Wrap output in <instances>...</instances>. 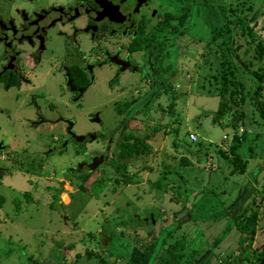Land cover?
<instances>
[{"label":"rangeland","instance_id":"1","mask_svg":"<svg viewBox=\"0 0 264 264\" xmlns=\"http://www.w3.org/2000/svg\"><path fill=\"white\" fill-rule=\"evenodd\" d=\"M211 1H214L213 5L231 1L233 8L238 2L241 7L251 5V22L257 19L259 26H264V0ZM188 6L192 9L190 18L183 17L179 21L182 23L187 19L182 33L176 34L166 28L157 33L162 39L157 45L159 54L170 56L165 58L167 65L162 60V77L170 78L173 71L180 72L172 81L180 95L175 102L169 93H156L147 79L129 89L128 86H115V83L111 90L117 92L108 93L110 89L104 86L107 76L104 79L102 73L79 100L80 108L76 107L78 100H68L67 94L56 95L52 82L47 83L48 92L36 96L39 104L49 98L56 105L58 111L55 109L54 113L45 109L47 107L42 108L46 117L59 119L62 116L73 121L76 132L88 130L103 135L87 142L90 154L95 150L103 151L106 160L94 171L84 169L89 175L84 183L76 170L69 168L75 167L80 160H87L89 155L82 152L83 149L80 154L75 153L77 147L62 148L64 145L59 144V140L65 136V124L46 122L39 129L32 127L29 119L36 114L31 99L24 96L26 91L5 90L1 84L4 82H0V166L4 169L0 179V198L3 200L0 203V264H220L222 257L216 259L213 251L237 248L239 236L228 239L234 232L232 218L247 200L253 198L261 200L264 208V158L250 159L245 175H230V165L216 157L212 150L215 144L220 146L222 141H230L235 133L230 124L233 110H228L216 121L220 97L207 92L212 88L208 84L211 77L207 75V64L201 62L199 65L197 57H190L198 49L201 52L204 43L210 41L212 28L209 22L194 19V3ZM204 10L218 11L207 6ZM197 34L202 40L191 37ZM165 38L168 41L163 48L161 42ZM191 44H195V48ZM240 60L237 58L236 63L240 64ZM148 62L143 59L141 77L151 76ZM174 62L176 68L175 65L172 67ZM151 66L155 68L152 63ZM251 74L250 70L244 75ZM127 78L124 74L122 83ZM205 78L206 85L200 90ZM248 82L250 86L256 83L252 78ZM163 85L167 86L165 81ZM123 101H129V105L120 114ZM115 102L117 104L112 106ZM170 106L173 107L172 114ZM249 106L247 101L244 105L247 117ZM89 113L100 120L99 124L96 120H88ZM177 124L180 131L175 138L173 130ZM246 126L247 129L239 125L237 134L245 132L246 142H250L252 150L259 152L262 149L264 153V127L260 126L259 131L256 128V135L253 126ZM190 131L196 133L197 141L189 139ZM126 132L146 136L148 152L133 157L127 163L126 173L119 174L112 168L111 160L116 157L115 142ZM174 139L177 147L173 145ZM210 143L214 145L209 146ZM199 144L211 151L213 158L205 157L204 151H200L191 157L193 162L190 161L189 166L183 167L179 161L182 156H188L185 149L189 146L197 150ZM222 146L228 150L227 144ZM49 148L51 152L44 155ZM217 160L220 167L215 170ZM164 164L172 165L178 171L171 169L165 176L162 174ZM245 178H249L250 185ZM80 184L87 190H81ZM246 186L248 190L244 189ZM200 199L194 208L193 204ZM211 207L217 209L212 214L200 215L196 211ZM262 208L257 241L252 243L250 252L243 251L250 259H255L260 248L264 250V246L261 247L264 242ZM165 214L171 220L160 223V216ZM155 223H160L161 233L165 232L159 239L153 234L147 235L150 230L156 233ZM174 226H178L176 231H173ZM137 236L149 242L148 249L141 251L135 245H128L127 239ZM171 239L185 242L183 258L178 260L168 250L166 242ZM157 241L159 246L155 244ZM192 254L195 255L193 259Z\"/></svg>","mask_w":264,"mask_h":264},{"label":"flooded vegetation","instance_id":"2","mask_svg":"<svg viewBox=\"0 0 264 264\" xmlns=\"http://www.w3.org/2000/svg\"><path fill=\"white\" fill-rule=\"evenodd\" d=\"M179 3L180 0H0V82H4L1 84L5 90L15 88L21 93L30 90L29 100L36 112L35 117L29 119L32 127L46 122L65 124L66 137L59 140V144L64 145L62 148L77 147L75 153L80 154L83 149L82 152L89 155L87 160H80L69 168L76 170V175L84 173V169L94 171L106 160L103 151L95 150L90 154L87 147V142L103 135L88 130L76 132L73 121L62 116L44 118L42 108L54 110L56 105L42 106L35 101L36 96L48 92L47 83L52 82V89L59 97L67 94L68 100H78L76 107L80 108L79 100L100 73L104 79L107 76L104 86L110 89L108 93L117 92L111 90L115 83L129 89L146 79L156 93L176 92L172 81L180 72L173 71L170 78L162 77L163 63L156 59L153 51L162 40L157 34L160 30L166 28L174 32L175 25L179 26ZM167 41L168 38L163 39L161 47L164 48ZM143 59L149 60L151 76H140ZM124 74L128 78L122 83ZM164 81L167 86L163 85ZM87 118L94 120L92 113ZM70 122L74 135L68 132ZM77 136L84 138L79 141Z\"/></svg>","mask_w":264,"mask_h":264},{"label":"trees","instance_id":"3","mask_svg":"<svg viewBox=\"0 0 264 264\" xmlns=\"http://www.w3.org/2000/svg\"><path fill=\"white\" fill-rule=\"evenodd\" d=\"M191 3H194V8H196V12L194 13V15H196L194 19H198V21L200 19L213 25L214 13L215 15H219V23L217 27L212 29L210 41L204 43V47L202 48L201 52L198 49L196 50L195 55L190 57L193 59L194 57H197L199 60V65L201 62L203 64H207V75L208 77H211L210 80H208V84L210 87H212L207 92L208 94H215L220 97L218 112L215 113L216 121L219 117L224 116L228 110H233V116L230 120V124L235 130L233 138L236 144L231 145L228 150H225V147L222 146V144H220L221 147L219 144H215V147L212 148V150L216 152V157L218 156L223 158L225 161H227V164L230 165V175H241L246 171L248 160L245 157H242L236 150L237 144L243 138L242 134H237L239 125H244L246 129V124L248 127L253 126L254 129H259L260 126L264 127V26H259L257 19L256 21L251 22L249 16L253 11L251 5H248V7H241L238 2V5L236 4L237 6L233 8L230 1L225 4H221V6L218 7V11L216 10L215 12L211 13L210 11L204 10V7H208V5L211 4V0H186L185 5H183L184 2L180 0L179 5H177L178 11L180 13L178 15L180 22L182 21L183 17H187V19L190 18L192 9L188 5ZM221 10H223V14H221ZM187 19L180 23L179 26L175 25V27H177V29L174 31L176 34L182 33L183 30L181 29L185 26L184 23L187 21ZM191 37L202 40V38L200 39V34ZM190 41H193V39L191 38ZM195 46V44H191V47L195 48ZM187 50L188 48H186V53H188ZM153 54L156 59H159L160 61L163 60L167 65V60L165 58L170 56L165 53H161L160 55L157 48H155ZM237 58H241L240 64H238V62L236 63ZM156 59L154 60L155 62L158 61ZM173 65H175L176 68L177 65L175 62L174 64L172 63V67ZM254 66L255 69L253 68ZM250 70L252 71L251 75H244ZM239 71L241 72L237 76ZM243 72L245 73L242 75L241 73ZM249 78H252L254 82H256L254 86H250L248 82ZM206 80V78L205 81L200 80V90L205 87L207 82ZM10 85H12V83H10ZM169 94L173 102H175V100L180 96L177 92H169ZM247 101L249 102V107L251 108L250 115L248 117L247 109L244 107ZM128 105L129 101H126L120 106L124 109ZM123 109H119L120 114H122ZM172 112L173 107L170 106V113L172 114ZM173 131L176 138L180 131L179 124L175 126ZM145 137L135 135L132 132H126L119 140H117L118 142H115L116 148L114 151L116 153V157L113 156L111 160V166L116 172L119 174L126 173L127 163L131 162L133 157L148 152V144L145 141ZM195 141H197V139ZM212 144L213 143H210L209 146H212ZM173 145L177 147L178 144L176 139H174ZM209 146L207 147L209 148ZM200 151H204L205 157L213 158L211 151L207 150V148H201V145L199 144V148L197 150H192L188 146L185 149V154H188L189 157L187 155L182 156L179 163L182 164L183 167L189 166L191 161L190 158L194 157L196 154H199ZM119 167L122 168V171L119 170ZM37 169L40 168L37 167ZM171 169L178 171L172 165L164 164L162 174L166 176L171 172ZM3 170V166H0V179ZM88 176L89 175L87 172H84L78 177H80L84 183L87 181ZM79 188L81 190H87V187L82 184L79 185ZM2 202L3 200L0 198V203ZM262 207L263 205L261 200H256L253 198L239 211V213H237L234 218V223L235 227L240 233V238L238 241L239 249L227 257H223L220 264H238L243 258H246L245 261L248 262H251L252 260V264H259L260 260L263 258L260 253H257V256L254 257L255 259H250V257L244 253L250 252ZM160 227L161 226L159 225L156 229L158 233H154L152 230H150L147 232V235L153 234L157 236V239H159V235L164 232L162 231L161 233ZM173 228H175L173 231H176L178 226H174ZM121 237L123 238V234H121ZM127 240L129 246L135 245L141 251L148 249V246L150 245L147 240L138 238V236L128 238ZM107 243H109V241ZM159 243L160 242L157 241L155 244L158 245ZM166 243L169 246L168 250L178 260L185 256V253L183 252L185 248V242L182 243L179 239H171ZM192 253L195 252L192 251ZM194 257L195 255L192 254L191 259Z\"/></svg>","mask_w":264,"mask_h":264},{"label":"crops","instance_id":"4","mask_svg":"<svg viewBox=\"0 0 264 264\" xmlns=\"http://www.w3.org/2000/svg\"><path fill=\"white\" fill-rule=\"evenodd\" d=\"M182 2H184V4H185V2H186V0H181ZM213 3H214V1H211V4H209L208 5V7H212V8H215V9H218V7L219 6H221V4L222 3H215V5H213ZM216 11V10H215ZM214 11V12H215ZM211 12V11H210ZM211 13H213V12H211ZM221 14H223V11H221ZM219 15L218 14H216L215 15V13H214V16H213V25L212 24H210V26H211V28L213 29V28H215V27H217V25H218V23H219V17H218ZM213 26V27H212ZM31 90H33V89H31ZM55 94L57 95V93L55 92ZM29 95H31V93H30V90H26V92H25V98H28L29 99ZM215 95V94H214ZM19 97V96H18ZM17 97V98H18ZM49 97V96H48ZM17 100V99H16ZM24 100V99H23ZM50 100H52V99H46V100H42L44 103H41V101H40V103H41V105L43 106H45L47 103H51L52 101H50ZM20 101V100H19ZM30 101V100H29ZM36 102L38 101L37 99L35 100ZM39 104V103H38ZM22 107H23V104H22ZM45 109H49L48 107L47 108H45ZM35 110V109H34ZM51 112H53L54 113V111H55V109L53 110V109H49ZM56 111H58V110H56ZM62 112V111H61ZM36 113V112H35ZM42 115H43V117L44 118H47V119H52V118H49V117H46L44 114H43V112H42ZM12 116V115H11ZM34 118V117H33ZM8 119H10V116H9V114H8ZM55 119V118H54ZM15 120V119H14ZM51 124H55V123H51ZM39 127V126H38ZM37 127V128H38ZM39 129V128H38ZM252 131L254 132V134H258V133H256L255 132V129L254 128H252ZM251 131V132H252ZM258 131H259V129H258ZM190 132H193V131H190ZM193 133H195V132H193ZM196 134V133H195ZM242 142H239L238 144H237V148H236V150H237V152H239L240 153V155L242 156V157H245L247 160H248V162H249V160L250 159H252L253 157H255V158H257V157H260V158H264V153H262V149L259 151V152H254L252 149H253V146L250 144V142H246L247 141V138H246V136H245V132L243 133V135H242ZM228 139V137L225 139V140H227ZM245 142V143H244ZM221 144H223V145H225L226 146V144L228 145L227 146V148H229L231 145H233V144H236L235 142H234V138H233V136H232V138L230 139V141H222V143ZM190 160L193 162V159L192 158H190ZM256 162H258V161H256ZM217 167H220V162L217 160V163H216V167H214L215 168V170L217 169ZM247 167H248V165H247ZM247 170H249V167L248 168H246V171ZM246 171L243 173V175H245L246 174ZM245 180H246V182H248V185H250V180H249V178H245ZM245 190L247 189L248 190V186H246L245 188H244ZM195 190V189H194ZM204 196V195H203ZM67 197H68V199H69V195L67 194ZM201 199H202V197H201ZM201 199L200 200H197L196 201V203L195 204H193V206H194V208L195 207H197V205L200 203V201H201ZM180 201V200H179ZM250 200H247V202H246V204L249 202ZM182 202V201H181ZM246 204H244L243 205V207L246 205ZM208 205V204H207ZM192 206V207H193ZM234 207V206H233ZM242 207V208H243ZM241 208V209H242ZM240 209V210H241ZM262 209H264V208H262ZM217 209H213L212 207L210 208V209H208V208H202L201 209V211H198V210H196L200 215H208V214H212L214 211H216ZM239 213V212H238ZM237 215V214H236ZM234 218L235 217H233L232 218V221H231V223L233 224V226H234V232L232 233V236H230V237H228V239H233V236H239V238H240V233L238 232V230H237V228L235 227V223H234ZM260 219H261V213L259 214V221H258V225H257V230H256V233H255V236H254V239H253V243H256V241H257V239H256V237H257V233H258V226L261 224V222H260ZM169 221V220H171V218H169L168 217V215L167 214H165V215H163V216H160V223H161V221ZM1 221V220H0ZM158 221V220H157ZM160 223L159 224H154V226L157 228L159 225H160ZM169 223V222H168ZM173 223V222H172ZM153 225V224H152ZM155 232H157V231H155ZM155 236V235H154ZM157 237V236H156ZM238 241H239V239H238ZM264 246V242H263V244H262V246L261 247H263ZM239 247V242H238V245H237V248ZM237 248H231V249H229V251H228V249L225 251L223 248H221L218 252H212V254H213V256H215V257H217L216 259H221V257H222V259H223V257H227L228 255H230V254H232L233 252H235L236 251V249ZM162 250L164 249L163 248V245H162V248H161ZM213 250V249H212ZM211 250V251H212ZM261 254L262 255V259L260 260V262H259V264H264V250H263V248L261 249L260 248V251H258V254ZM220 255V256H219ZM257 256V255H256ZM246 260V258H243V259H241V262H240V264H243V262H244V264H250V262H248V261H245ZM239 264V263H238Z\"/></svg>","mask_w":264,"mask_h":264},{"label":"water","instance_id":"5","mask_svg":"<svg viewBox=\"0 0 264 264\" xmlns=\"http://www.w3.org/2000/svg\"><path fill=\"white\" fill-rule=\"evenodd\" d=\"M34 23V22H33ZM32 23H30L29 25H31ZM97 115V114H96ZM92 118L94 119L95 118V116L93 117L92 116ZM94 120H96V119H94ZM99 120V119H98ZM98 120H96V122L98 121ZM71 127H72V123L70 122L69 123V126H68V132L69 133H71L72 135H74V133H73V131L71 130ZM84 138V136H77V139L78 140H82ZM0 148H1V144H0Z\"/></svg>","mask_w":264,"mask_h":264},{"label":"built area","instance_id":"6","mask_svg":"<svg viewBox=\"0 0 264 264\" xmlns=\"http://www.w3.org/2000/svg\"><path fill=\"white\" fill-rule=\"evenodd\" d=\"M189 139H190L191 141H195V140L197 139V135H196L195 133H193V132H190V134H189Z\"/></svg>","mask_w":264,"mask_h":264},{"label":"clouds","instance_id":"7","mask_svg":"<svg viewBox=\"0 0 264 264\" xmlns=\"http://www.w3.org/2000/svg\"><path fill=\"white\" fill-rule=\"evenodd\" d=\"M1 144V143H0ZM1 148H2V145H1ZM1 158V157H0Z\"/></svg>","mask_w":264,"mask_h":264}]
</instances>
